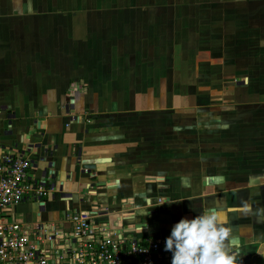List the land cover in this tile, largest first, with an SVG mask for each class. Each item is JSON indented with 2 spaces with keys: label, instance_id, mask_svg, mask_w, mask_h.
<instances>
[{
  "label": "crops",
  "instance_id": "crops-1",
  "mask_svg": "<svg viewBox=\"0 0 264 264\" xmlns=\"http://www.w3.org/2000/svg\"><path fill=\"white\" fill-rule=\"evenodd\" d=\"M0 145L72 192L19 222L85 211L166 239L218 208L237 259L264 264V0H0Z\"/></svg>",
  "mask_w": 264,
  "mask_h": 264
},
{
  "label": "built area",
  "instance_id": "built-area-1",
  "mask_svg": "<svg viewBox=\"0 0 264 264\" xmlns=\"http://www.w3.org/2000/svg\"><path fill=\"white\" fill-rule=\"evenodd\" d=\"M31 165L24 150L0 145V264H171L161 235L123 233L85 211L67 213L68 229L15 220L19 203L42 201L53 191L30 176Z\"/></svg>",
  "mask_w": 264,
  "mask_h": 264
},
{
  "label": "clouds",
  "instance_id": "clouds-1",
  "mask_svg": "<svg viewBox=\"0 0 264 264\" xmlns=\"http://www.w3.org/2000/svg\"><path fill=\"white\" fill-rule=\"evenodd\" d=\"M231 231L222 212L210 208L176 222L166 237L164 251L171 252V264H240Z\"/></svg>",
  "mask_w": 264,
  "mask_h": 264
},
{
  "label": "rangeland",
  "instance_id": "rangeland-1",
  "mask_svg": "<svg viewBox=\"0 0 264 264\" xmlns=\"http://www.w3.org/2000/svg\"><path fill=\"white\" fill-rule=\"evenodd\" d=\"M217 87L215 86L216 89L214 91L216 92V96L218 97L219 94H220V90L221 89H220V86H217ZM191 89H194V86L191 87ZM180 91H182L181 87H180ZM213 102H215V103H213L212 105H209L208 102H206V103L197 102L194 107H196V108H203V109L204 108H208V109H213V110H219L220 108H222V104H219L218 101H213ZM209 117H211V119H212L213 123L215 124V126L218 127L219 124H220V122H219L220 121V118L217 117V116H209ZM191 118L192 117H189V116H181V123L182 122H185V124H183V125H186V123H187L186 121H188ZM66 193L72 194V192L70 190H66L65 188H63V189H59V188L58 189L57 188L54 189L53 188V194H54V199L55 200H57V199L58 200L61 199L63 201L69 200L70 204H73L72 197L68 198V196L66 195Z\"/></svg>",
  "mask_w": 264,
  "mask_h": 264
},
{
  "label": "water",
  "instance_id": "water-1",
  "mask_svg": "<svg viewBox=\"0 0 264 264\" xmlns=\"http://www.w3.org/2000/svg\"><path fill=\"white\" fill-rule=\"evenodd\" d=\"M92 165V164H91ZM91 165L90 164H82V168L83 169H85V170H87V169H89V168H91ZM48 167L49 168H51V165H48ZM47 168V167H46ZM46 168H44L43 170H42V177H45L46 176ZM53 178L55 179V175L53 174ZM44 179V178H43Z\"/></svg>",
  "mask_w": 264,
  "mask_h": 264
}]
</instances>
